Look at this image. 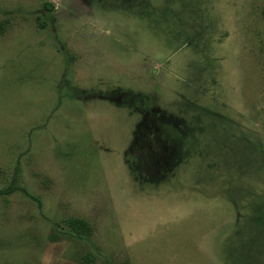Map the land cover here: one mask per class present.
<instances>
[{
    "label": "rangeland",
    "instance_id": "obj_1",
    "mask_svg": "<svg viewBox=\"0 0 264 264\" xmlns=\"http://www.w3.org/2000/svg\"><path fill=\"white\" fill-rule=\"evenodd\" d=\"M84 257L264 264V0H0V264Z\"/></svg>",
    "mask_w": 264,
    "mask_h": 264
},
{
    "label": "trees",
    "instance_id": "obj_2",
    "mask_svg": "<svg viewBox=\"0 0 264 264\" xmlns=\"http://www.w3.org/2000/svg\"><path fill=\"white\" fill-rule=\"evenodd\" d=\"M13 187L14 186L6 188L4 190V192H10L11 190L14 189ZM69 225H70V227L72 228V230L75 233H78V234H88V233H90V226L86 222H84V221H82L80 219L70 220ZM85 257H84V262H86L85 264H91V261H88L87 259L85 261Z\"/></svg>",
    "mask_w": 264,
    "mask_h": 264
},
{
    "label": "flooded vegetation",
    "instance_id": "obj_3",
    "mask_svg": "<svg viewBox=\"0 0 264 264\" xmlns=\"http://www.w3.org/2000/svg\"><path fill=\"white\" fill-rule=\"evenodd\" d=\"M125 94H126V92H120L119 94H117V98L115 97V96H111V98L113 99V100H116L117 102H119V103H131L132 101H131V99H129V97H125ZM108 97H110V96H108ZM129 99V100H128Z\"/></svg>",
    "mask_w": 264,
    "mask_h": 264
},
{
    "label": "water",
    "instance_id": "obj_4",
    "mask_svg": "<svg viewBox=\"0 0 264 264\" xmlns=\"http://www.w3.org/2000/svg\"><path fill=\"white\" fill-rule=\"evenodd\" d=\"M101 97H103V96H101ZM103 98H109V100H113L111 97H107V96H105Z\"/></svg>",
    "mask_w": 264,
    "mask_h": 264
}]
</instances>
